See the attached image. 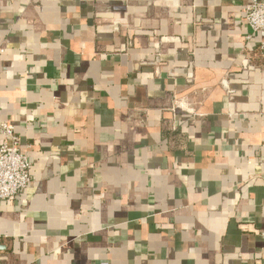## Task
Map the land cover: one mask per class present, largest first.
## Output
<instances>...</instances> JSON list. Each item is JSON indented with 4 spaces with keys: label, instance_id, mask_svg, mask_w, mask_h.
Wrapping results in <instances>:
<instances>
[{
    "label": "crops",
    "instance_id": "obj_1",
    "mask_svg": "<svg viewBox=\"0 0 264 264\" xmlns=\"http://www.w3.org/2000/svg\"><path fill=\"white\" fill-rule=\"evenodd\" d=\"M250 1L0 0V264H264Z\"/></svg>",
    "mask_w": 264,
    "mask_h": 264
},
{
    "label": "built area",
    "instance_id": "obj_2",
    "mask_svg": "<svg viewBox=\"0 0 264 264\" xmlns=\"http://www.w3.org/2000/svg\"><path fill=\"white\" fill-rule=\"evenodd\" d=\"M245 20L253 35L260 37L264 56V1L251 0L245 8ZM248 40L251 36L247 37ZM222 85L228 89V81ZM3 142L0 144V202L14 199L32 182V164L21 149L20 137L11 122L0 123Z\"/></svg>",
    "mask_w": 264,
    "mask_h": 264
}]
</instances>
